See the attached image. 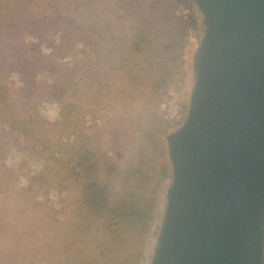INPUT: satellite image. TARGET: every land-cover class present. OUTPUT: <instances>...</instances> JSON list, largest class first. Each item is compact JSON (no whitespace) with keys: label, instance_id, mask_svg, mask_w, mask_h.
Segmentation results:
<instances>
[{"label":"rangeland","instance_id":"1","mask_svg":"<svg viewBox=\"0 0 264 264\" xmlns=\"http://www.w3.org/2000/svg\"><path fill=\"white\" fill-rule=\"evenodd\" d=\"M48 6L55 17L0 22V70L11 65L0 75V264H54L47 250L52 241L61 250L66 233L55 230H145L136 243L122 238L113 255L125 264L133 248L135 264H156L174 204L168 146L188 125L209 66L202 15L193 0ZM84 142L104 163L101 181L113 197L129 190L132 201L149 202L145 224L107 226L91 218V227H81L72 210L80 185L71 166ZM142 145L160 163L155 173L137 167ZM261 196L240 264H264Z\"/></svg>","mask_w":264,"mask_h":264},{"label":"water","instance_id":"2","mask_svg":"<svg viewBox=\"0 0 264 264\" xmlns=\"http://www.w3.org/2000/svg\"><path fill=\"white\" fill-rule=\"evenodd\" d=\"M210 51L170 139L173 209L156 264H240L264 191V0H193Z\"/></svg>","mask_w":264,"mask_h":264},{"label":"trees","instance_id":"3","mask_svg":"<svg viewBox=\"0 0 264 264\" xmlns=\"http://www.w3.org/2000/svg\"><path fill=\"white\" fill-rule=\"evenodd\" d=\"M50 4L51 0H12L8 4L4 1L3 4H0V22H3V24L16 23L14 25L17 26L18 22L24 24L31 21V19L36 20L38 17H41L40 13H48L51 17H55V14H53L55 12L46 8ZM152 59L153 57H150V59L146 60L148 66L152 64ZM22 63V61L19 62V64ZM10 67L11 65L5 66L4 69L0 70V75L1 71L5 72ZM77 129L80 130V135L85 132L84 128L77 127ZM85 145L84 142V145L73 157V165L71 166L72 173L77 176L80 185V188L75 191L77 199L73 203L72 210L76 206L74 212L76 216L81 218L79 221L84 223L81 227H91V218L94 219V223L100 220V223L107 226L114 225L116 222L123 224V226L128 222H131V225L134 223L145 224L146 220H148L149 202L143 201V203H137L136 201H132L128 198L131 195L129 190H122L117 196L113 197L110 194V190H108V186L106 187L101 181L100 175L105 168L104 163L101 162L99 155L94 154ZM142 148L145 150V153L141 155V161L139 160L140 163L138 162L141 165L137 167L146 168V171L150 169L155 173L157 168L160 167V163L156 164L154 160L156 157L148 151V148L146 149L143 145ZM117 169L114 168L112 171H115L117 176L125 179L123 172L117 171ZM130 173L129 171L127 176ZM88 219L90 220L89 223L85 224L84 220ZM2 229L3 225L0 226V230ZM119 231L55 230V234L57 232L66 233L58 242L61 250H57L53 246L56 242L52 241L50 244L52 248L47 250V253L50 255L49 259H52L51 262L54 264H120L113 254L116 252L117 247L122 245V238H125V240L135 238L134 243H136L144 235L145 230ZM67 232L70 233L71 237H67ZM93 232L98 233V235L90 237L89 234ZM124 233H127V236H123ZM89 240H92L93 246L92 243L90 247L88 246L87 241ZM91 250L96 253L90 252ZM133 251V248H131L130 252H127L128 258L125 264H135L138 262V254L133 253ZM46 258H42V255L40 256V260Z\"/></svg>","mask_w":264,"mask_h":264}]
</instances>
